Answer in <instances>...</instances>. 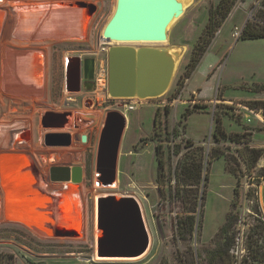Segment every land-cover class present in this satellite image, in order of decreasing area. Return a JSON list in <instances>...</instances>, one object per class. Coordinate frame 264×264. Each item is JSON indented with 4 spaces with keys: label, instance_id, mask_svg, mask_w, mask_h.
Instances as JSON below:
<instances>
[{
    "label": "rangeland",
    "instance_id": "1",
    "mask_svg": "<svg viewBox=\"0 0 264 264\" xmlns=\"http://www.w3.org/2000/svg\"><path fill=\"white\" fill-rule=\"evenodd\" d=\"M219 1L192 0L184 17L169 29L165 46L184 52L167 92L140 102L109 99L100 83L92 93L81 95L66 89L65 66L74 56L95 58L98 75L106 70V53H98L103 48L100 31L114 0H0V264H207L206 251L215 248L216 235L230 213L236 217L231 232L244 231L246 243L249 229L264 219V180L258 174L264 158L249 171L239 157L244 147L264 148V38L239 36L247 22L264 29V0H236L222 26L209 36L205 33L209 13ZM35 2L62 3L81 11L84 24L77 28L82 36L39 39L34 37L39 32L29 28L34 36L24 38L21 28L15 38L11 36L15 15L19 18L20 10ZM206 40L210 44L204 56L183 80L191 57L201 52ZM12 53L35 54L39 66L29 67V74L21 77L27 80L34 73L33 84L15 83L8 61ZM121 102L137 104L125 114L117 186L103 189L95 185L96 150L106 113H121L117 109ZM49 111L66 112L68 123L47 124L43 117ZM215 119L227 134L239 137L216 141ZM65 131L79 137L71 149L45 145L46 135L53 138ZM81 136L88 137L86 144L80 142ZM214 148L235 160L228 164L223 156L209 162ZM193 160L201 163V171L192 170L179 184V165ZM24 161L34 170L32 175L26 167L30 178L26 174L25 181L36 178L34 192L40 185L45 199L53 193L78 195L80 220L74 235L49 236L55 223H47L42 233L7 215L5 184L13 180L8 172L12 174V166L21 170ZM64 163L82 168L79 184L51 181V169ZM179 190L185 205L173 198ZM108 193L133 196L143 209L151 245L140 260L93 259V201ZM188 215L196 226L183 233L177 221Z\"/></svg>",
    "mask_w": 264,
    "mask_h": 264
},
{
    "label": "water",
    "instance_id": "2",
    "mask_svg": "<svg viewBox=\"0 0 264 264\" xmlns=\"http://www.w3.org/2000/svg\"><path fill=\"white\" fill-rule=\"evenodd\" d=\"M181 0H116L115 9L100 33L103 43H166L169 29L184 15ZM184 51L179 47L108 46L106 52V95L112 100L142 101L163 96L170 87L177 60ZM74 64L73 81L80 89L81 79L92 81L95 59L69 60L65 84L69 92V67ZM53 113H46L43 117ZM55 115V114H53ZM127 119L118 112L106 114L96 150L95 185L114 188L117 183L119 151ZM65 134L46 135V146L69 145ZM60 139L59 142L57 140ZM85 142V136L82 137ZM81 167L68 169L65 177L52 182L79 184ZM95 240L93 259L137 261L149 251L151 237L139 201L128 195L108 193L93 201Z\"/></svg>",
    "mask_w": 264,
    "mask_h": 264
},
{
    "label": "bare ground",
    "instance_id": "3",
    "mask_svg": "<svg viewBox=\"0 0 264 264\" xmlns=\"http://www.w3.org/2000/svg\"><path fill=\"white\" fill-rule=\"evenodd\" d=\"M181 1L185 5V7L188 5L189 0H181ZM115 4H116V0H114L112 13L115 9ZM48 6L50 7V5ZM48 6L44 4H36V5L27 6L28 8H31L34 12H36L37 10H43L42 12L43 16L36 12L35 15L30 17V22H32L33 25H36L37 27L39 25V26H42V28L47 29L44 33L38 34L40 35L38 37L39 39H48V38H55L57 40L58 39H68V38L76 39L82 36L81 34L82 32L79 30L80 28H77L79 27L81 23L84 24L83 15L81 11L70 10V9L61 10V11H47L46 8ZM24 14L25 15H23V17L30 15V13L27 15L26 13ZM183 17L184 15L180 19H182ZM21 18H19V22ZM20 24H22L25 27L30 25L29 21L26 23L20 22ZM105 24L101 28L100 33L102 32ZM30 36H34V34ZM24 38H28V36L27 37L24 36ZM166 43H114V42H110V43H107V45L108 46H111V45L113 46H132L137 49L141 46L161 48L165 46ZM14 55L15 54L12 53L11 57H13ZM11 57L8 58L9 67H10L9 69H11V72H12L11 77L16 76L17 78H21L18 75L19 70L13 65L15 60L11 59ZM27 61L30 64V66L28 65L30 68L31 67L37 68L39 66V62L37 61L35 54H31L29 58L27 59ZM178 62L179 61L177 60V64ZM176 68H177V65H176ZM33 72L38 74L37 71H35L34 69H33ZM31 74H32L31 83L33 84L36 76H34V73H31ZM37 78H38V75H37ZM39 79L37 80L39 81ZM21 163H23L21 166L22 168L21 170L19 168L12 166L10 167V169L14 168L12 174L8 172V175L13 180L7 181L5 184V187L9 188V189H6L7 194L9 196L7 198V202L10 205V207H8L7 215H9L10 217L16 218L18 220L24 221L25 223L29 224L32 228L42 233L47 223H51L52 225L55 223L53 230L49 232V236H57L60 233L61 234L64 233L66 235H74L75 232L77 231L76 224H78L80 220L76 218L79 215L78 209L80 206L79 205L80 200H79L78 195L77 194L53 193L49 200L45 199V196L41 193L40 185L38 187L40 192L39 191L34 192L37 186L34 183V179L36 178L25 181L24 176L28 174L27 173L28 170L26 169V167L29 168V165L31 162L24 161ZM29 171H31L32 172L31 174L33 175L34 173L33 168H29ZM4 174H6V172ZM28 175H29L28 177L30 178V174ZM116 186H117V183H116Z\"/></svg>",
    "mask_w": 264,
    "mask_h": 264
},
{
    "label": "trees",
    "instance_id": "4",
    "mask_svg": "<svg viewBox=\"0 0 264 264\" xmlns=\"http://www.w3.org/2000/svg\"><path fill=\"white\" fill-rule=\"evenodd\" d=\"M236 0H220L215 10H211L209 13L208 22L206 24L205 33L213 35L215 33L216 28H220L224 21L227 19V16L230 14L232 7L234 6ZM218 13L219 18L215 17V13ZM239 38H264V29H256L250 25V22L245 24V27L242 30ZM205 40V39H204ZM210 44V40H206L198 54L194 53V56L191 57L185 71V77L183 80H187L190 75L193 73L200 60L204 56L208 45ZM251 108H255L251 106ZM189 112H186L188 114ZM215 126L213 131V138L216 141L222 140H230L233 141L236 137H239L237 134H227L220 124L218 119L214 120ZM225 157V160L230 164L232 162L231 159L235 160L234 157L229 156L228 154L222 153L219 149L214 148L210 151L209 162H212L221 157ZM240 159L243 161L245 168L247 170H253L256 168L258 162L264 158V148H253V147H244V151H241L239 154ZM159 165L158 169H162L163 165L158 159ZM201 163L199 161L193 160L191 164H180L179 165V173H178V182L179 184L184 183V179H186L189 175V172L192 170L197 171L198 173L201 171ZM196 169V170H195ZM229 171L232 174L234 173V168L230 167ZM259 177L264 180V166L259 171ZM173 198L179 201L182 205H185V197L183 193L179 190L177 191ZM202 198V197H201ZM197 219V218H196ZM235 215L230 213L224 224L219 229V232L216 235V246L212 250L206 251V261L207 264H228L232 261V257L230 255V249L233 246L235 236L231 231L233 225L235 224ZM195 218L191 215L185 216L177 221V226L183 233H190L194 230ZM246 256L243 259L242 264H264V219L261 217L259 221L255 223L252 228L249 229L246 235Z\"/></svg>",
    "mask_w": 264,
    "mask_h": 264
},
{
    "label": "flooded vegetation",
    "instance_id": "5",
    "mask_svg": "<svg viewBox=\"0 0 264 264\" xmlns=\"http://www.w3.org/2000/svg\"><path fill=\"white\" fill-rule=\"evenodd\" d=\"M99 53V52H98ZM78 57V56H77ZM77 57H73L72 59L70 58V60H73L74 58H77ZM80 58V57H79ZM85 58H88V57H82L81 58V60H83V59H85ZM95 59V58H94ZM75 66H74V64H72L71 63V65H70V67H69V85H70V88L71 89H75V91H73L75 94H79V95H81V93H92L93 91H95L96 90V79H95V76H96V72H97V67H98V65H97V63H96V59H95V73H94V79L92 80V81H85V80H83V79H81V81H80V89L77 91L76 89H77V85H76V83L74 84V81H73V68H74ZM86 100L87 101H91V99L90 98H86ZM90 103L88 102V105H89ZM120 104V106L121 107H123L124 106V104H125V102H121V103H119ZM120 111H121V113L123 114V111H122V109H119ZM109 112H112V111H109ZM109 112H107V113H109ZM48 113H53V114H55V115H53V114H51V115H48L47 117H45V122L47 123V124H54V125H58V124H60L61 126H65V124H67L68 123V115L66 114V112H60V113H58V112H51V111H49ZM106 113V114H107ZM106 117V116H105ZM104 122H105V118H104V121H103V124H104ZM103 124H102V126H103ZM64 133H67V134H65L66 136H64V138H63V140H65V142L66 141H69V145L68 146H66V145H62V146H60V147H64V148H67V149H71V146H72V144H73V141L74 140H78V138L79 137H77V139L76 138H74L73 137V134L72 133H70V132H68V131H65ZM82 137L83 136H81L80 137V142L82 143V144H86L87 142H88V137H86L85 136V138H86V141L85 142H83L82 141ZM59 147V146H58ZM69 163H64L63 165H61V166H59V167H54V168H52L51 169V171H50V176H51V178H53V179H55V180H58V179H61V178H63V177H65L66 176V174H67V172H68V169H70V168H72L73 167V165L72 164H70V165H68Z\"/></svg>",
    "mask_w": 264,
    "mask_h": 264
},
{
    "label": "crops",
    "instance_id": "6",
    "mask_svg": "<svg viewBox=\"0 0 264 264\" xmlns=\"http://www.w3.org/2000/svg\"><path fill=\"white\" fill-rule=\"evenodd\" d=\"M73 1V0H72ZM63 3H65V2H63ZM36 4H44V5H50V7L48 6L47 8H46V10L47 11H61V10H66V9H68L66 6H65V4L63 5L62 3H60V4H51V3H40V2H35V3H33L32 5H36ZM53 7V8H52ZM50 8V9H49ZM69 10V9H68ZM71 10V9H70ZM32 12H33V14H32ZM37 13H39L40 15H42L43 16V14H42V12H43V10H37L36 11ZM36 12H34L31 8H28V7H26V8H24V9H22V10H20V16H19V18H21L20 19V22H24V23H26V22H28L29 21V23H30V25H28L27 27H25V26H23L22 24H20V22H19V18H17V16L15 15V18L13 19L14 21H12V23H11V26H10V35L11 36H13L14 38H15V36H17L19 33H20V28H21V33H22V35H24V36H28V35H30L31 33V31H29V29H31V30H34V32L35 31H37V32H39V34H41V33H44L47 29H43L42 30V26H39L38 25V27L36 26V25H33V23L32 22H30V17L31 16H33V15H35V13ZM24 13H26V15L27 14H29L30 13V15H28V16H24L23 17V15H25ZM15 13H13V15H14ZM46 15V14H45ZM19 23V24H18ZM25 25V24H24ZM20 26V27H19ZM77 27V26H76ZM27 28H29V29H27ZM40 35H36V36H34V37H39ZM31 55V54H30ZM29 54H15L13 57H11V59H14L15 60V62L13 63V65L19 70V77H22V74H23V76H24V74H29V73H26V71L28 70V68H29V66H30V64L28 63V61H27V59L29 58V56H30ZM28 63V64H27ZM29 65V66H28ZM18 78L15 76V78H14V81H15V83H17L18 82V84L20 83V86L19 87H23V86H21V85H23V84H28L29 82H31V80H32V78L31 77H28L27 76V80H25L24 78H19V80H17ZM24 81V82H23ZM27 81V82H26ZM23 82V83H22ZM26 84V85H27Z\"/></svg>",
    "mask_w": 264,
    "mask_h": 264
},
{
    "label": "built area",
    "instance_id": "7",
    "mask_svg": "<svg viewBox=\"0 0 264 264\" xmlns=\"http://www.w3.org/2000/svg\"><path fill=\"white\" fill-rule=\"evenodd\" d=\"M107 43H103V48L99 53L105 54L107 52ZM101 74L98 75L99 73L96 72V85L100 83V86L103 88V91H106V86H107V76H106V70L102 69L100 72ZM137 103H125L123 107L117 106V109H122L123 115L126 117V112L127 111H134L135 110V105ZM120 107V108H119ZM127 119V118H126ZM230 255L233 260V264H242L243 259L246 256L247 250H246V244H245V237H244V231H237L235 240L233 243V246L230 249Z\"/></svg>",
    "mask_w": 264,
    "mask_h": 264
}]
</instances>
